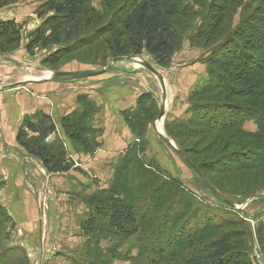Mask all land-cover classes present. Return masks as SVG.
I'll list each match as a JSON object with an SVG mask.
<instances>
[{
    "label": "rangeland",
    "instance_id": "1",
    "mask_svg": "<svg viewBox=\"0 0 264 264\" xmlns=\"http://www.w3.org/2000/svg\"><path fill=\"white\" fill-rule=\"evenodd\" d=\"M81 1L85 14L76 23H68L64 16L52 10L55 0H0V22L14 21L17 29V33L10 31L6 37H0V104L2 101L8 103V99L1 98L10 95L12 89L32 90L36 82L46 78L47 73H51L47 78L52 81L93 77L105 68L109 70L113 60L140 58L165 76L168 106L172 90H178L176 97H181V90L177 87L181 77L188 78V81H191V76L199 78L197 84L189 89L188 116L173 121L167 119V122L164 118L158 120L163 102L166 103L161 86L158 99L153 97L151 115L155 118L146 123L145 135L141 143L140 140L137 143L141 146L144 142V150L137 154L140 160H134L130 165L132 169H138L121 170L125 165L123 160L124 163H119L110 176L107 171L99 175L95 173L97 170H73L76 180L85 189L93 190L90 194L88 190L80 193L84 204L80 205L78 224L68 218L77 229L68 227L64 237L49 238L43 228L36 238L39 241L36 247H27L31 238L15 229L7 209L11 197L19 192L17 180L23 177L27 188L39 199L42 210L47 209L48 198H58L59 192L53 190L56 188L50 173L39 160L31 157L19 144L12 149L11 143L0 137V264H46L37 259L38 255L42 258L41 252L44 253L45 249L51 254L64 251L65 256L60 257L59 264H156L157 255L164 248L171 254L169 244L172 238L180 237L182 224L200 217L219 218L238 224H241L239 221H246L251 230V236L246 239L249 248L247 256L254 264H264V232L260 231L264 227V184H259L260 180L256 179L262 171L230 172L244 170L247 166H262L258 170H264V152H259L257 140L243 141L237 137L236 143L231 146L229 144L236 134H214L210 132L208 119L201 122L202 113H207L205 109L212 108L216 102L245 106V99H226L223 95L219 98L220 90H211L215 86L216 71L221 70L219 72L223 75L226 73L212 61L216 60L218 53L223 58L225 52L222 47L227 46L228 41L233 42L235 35L246 33L248 18L264 10V0H165L167 9L176 12L170 22L178 39L168 67L157 65L146 53L115 57L109 51L108 40L125 42L124 37L119 35L122 33L120 19L134 0ZM220 17L222 24L213 31L212 24ZM40 36L42 40L37 43ZM235 45L232 44L233 49H239ZM28 46H31L30 50ZM57 53H60L58 63H48ZM76 62L88 65L87 73L56 77L58 73L70 72ZM132 63L135 61H128V64ZM210 66L215 72L210 70ZM140 68L152 78H157L147 69ZM94 106L93 111L98 112V107ZM94 115L91 114V124ZM51 120L56 126L53 118ZM38 121L40 117L34 119L35 123ZM178 126L185 130L189 128L194 138L173 139L170 131ZM160 127L165 130V135L160 134ZM57 130L56 126V134H49L45 143L54 147L63 145L67 158L73 162L69 151L72 145L67 144L65 139L68 138ZM150 134L163 146L160 158H157V153L146 154L150 148ZM30 136L39 137V134L30 133ZM84 138L88 145L85 143L79 148L88 146L87 149H93L96 135L86 134ZM3 149L8 151L5 153ZM13 165L18 169L12 168ZM109 193L115 194L116 198L120 196L135 209L139 219L144 220L146 231L125 240L112 231L107 219H100L96 232L91 235L85 233V224L93 210L90 202L95 197H107ZM236 228L246 229L243 226ZM170 238L171 241H167ZM16 249L26 252L24 255L22 252L16 254Z\"/></svg>",
    "mask_w": 264,
    "mask_h": 264
},
{
    "label": "trees",
    "instance_id": "2",
    "mask_svg": "<svg viewBox=\"0 0 264 264\" xmlns=\"http://www.w3.org/2000/svg\"><path fill=\"white\" fill-rule=\"evenodd\" d=\"M54 3L56 4L52 6V10L64 16L68 23H76L85 14L81 0H55ZM175 13L167 9L165 0H134L120 19L122 33L119 35L121 38L124 37L125 42L120 39L108 40L109 51L115 57L139 56L146 53L154 59L157 65L168 67L178 40L177 33L170 22ZM248 19L246 33L235 35L233 42L228 41L227 46L222 47L225 52L223 58L219 57L218 53L216 60L212 61L226 73L223 75L219 72L221 70L216 71L215 86L211 88L214 91L220 90L219 98L223 95L226 99L230 97L245 99V106L216 102L212 108L205 109L207 113H202L201 122L208 119L211 123L210 132L214 134L220 135L226 132L236 134L237 136L229 144L231 146L236 143L237 137L243 141L257 140L260 144L259 152H264V10ZM221 24L222 17L213 22L212 30H218ZM57 27L61 28L60 25ZM10 31L17 33L15 22L1 21L0 37H6ZM37 39V43L42 40L41 36ZM232 44L239 46V49L234 50ZM27 49L30 50L31 46ZM59 55L60 53H57L48 63H58ZM210 70L214 71L213 66H210ZM79 102L81 111L61 121L65 136L77 148L86 143L84 135L94 134L97 137L101 133L100 130L91 126V114L96 113V110L93 111L96 108L94 104L85 97L79 98ZM153 106V95L144 93L139 97L135 110H126L121 113L140 143L145 135L143 130L146 128V123L149 124L155 118V115H151ZM39 117L40 121L35 123L34 119ZM247 120L256 122L259 129L257 133H249L243 129ZM180 126L175 127L174 130L171 129L170 135L173 139L191 140L194 138L189 128L185 130ZM30 133L39 134V137H31ZM51 133L56 134V126L50 116L44 113L36 114L24 119L18 131L17 143L31 157L39 160L47 172L54 174L68 172L74 167V163L67 158L63 145L54 147L45 143L47 136ZM85 145H88V142ZM143 145L144 142L141 146L134 145L127 157V163H124L121 170L138 169V167L132 169L130 165L134 160H140L137 154L143 152ZM87 147L79 149L94 152L93 150H96L99 144L95 140L93 149H87ZM261 168L263 167L247 166L244 170L230 172L262 171L256 179L260 180L259 184L263 185L264 170H258ZM90 203L93 210L84 227L87 235L96 232L97 222L100 219H107L112 231L125 240H130L134 236H139L142 231H146L144 220L139 219L135 209L120 196L116 198L115 194L109 193L107 197H95ZM239 222L241 224L231 221L224 222L219 218L202 217L186 221V224L180 227V237H176L175 240L172 238V241L171 238L167 240L171 241L169 244L171 254H168L167 249L164 248L165 250L157 255L156 264H254L247 256L249 248L246 239L251 236L250 226L246 221ZM236 226H243L246 229L242 230ZM260 231L264 232V227Z\"/></svg>",
    "mask_w": 264,
    "mask_h": 264
},
{
    "label": "crops",
    "instance_id": "3",
    "mask_svg": "<svg viewBox=\"0 0 264 264\" xmlns=\"http://www.w3.org/2000/svg\"><path fill=\"white\" fill-rule=\"evenodd\" d=\"M129 60L135 61V63L128 64ZM136 64L135 59L113 60L109 70L105 68L95 73L93 77L52 81L46 76L44 80L36 82L37 84L32 90L26 88L12 89L10 95L7 97L2 96V100L8 99L9 101L7 104H4L3 101L0 104V131L2 133L0 137L3 138V141L6 140L11 143L12 149L19 147L17 143L18 131L24 118L28 115L33 116L37 113H44L50 116L56 122L60 135L64 136L61 121L73 113L81 111L79 98L85 97L98 107V112L95 113L91 126L101 131L96 139L99 147L94 152H85L77 147L75 148L68 139H65L67 144L72 145L69 151L75 167L62 174H49L56 188H53V190L59 192V197L48 198L46 210L41 209L39 199L36 198L31 189L27 188L23 177L17 180L16 186L19 188V192L11 197L7 209L15 229L21 231L22 234H28V238H31L27 243V247H36L39 242L36 238L43 228L44 233L49 238L64 237L63 235L68 232V227L77 229L73 222L75 221L78 224L81 216L80 205L84 204L82 198L80 199V193L88 190V194H90L93 190L85 189L74 177L73 170H97L95 173L99 175L105 174L107 171L106 174L110 176L112 170H115L119 163H124V161L127 163L129 153H131L134 145L139 143V139L126 124L121 113L126 110H135L139 97L144 93H150L158 99L157 94L161 84L157 78H152ZM176 66L178 65L174 67ZM95 67L97 68V66ZM87 69L88 65L76 62L71 66L70 72L66 73L68 75L79 72L85 73ZM189 74L192 75V73ZM163 77L167 83L165 76ZM191 77V81H188L186 77H181L178 85L175 82L183 95L181 94V97L178 98L176 97L178 90H172L169 106L167 104L166 88L163 91L164 98L167 97L166 103L164 101L161 107L165 109L164 122H167V119L173 121L188 116L187 98L190 90L199 80L197 76ZM26 80L33 81L32 79ZM243 129L253 134L259 130L258 125L253 120L245 121ZM162 131L164 133L160 130V134L165 135V130L162 129ZM160 138L164 140L163 136H160ZM149 139L150 148L146 151V154L157 153V158H160L163 146L151 134ZM7 151V149H3V152L6 153ZM13 167L18 169L16 165H13ZM30 186L35 188L33 184ZM69 217L72 218L73 222L68 219ZM41 223H43V226H41ZM44 224H46L45 227ZM46 251L45 249L44 253L41 252L42 258L36 255L37 259L40 258L46 264H59L62 259L60 257L65 256L62 250H60L62 252H55L54 254ZM21 252L24 255L26 251L16 249V254ZM59 253H61V256H59Z\"/></svg>",
    "mask_w": 264,
    "mask_h": 264
},
{
    "label": "water",
    "instance_id": "4",
    "mask_svg": "<svg viewBox=\"0 0 264 264\" xmlns=\"http://www.w3.org/2000/svg\"><path fill=\"white\" fill-rule=\"evenodd\" d=\"M136 63L139 64V66L147 69L149 72H151L153 75H155L158 80L160 81V84L163 88V91H165V82H164V77L163 75L155 68L153 67L150 63L143 61L142 59L138 58L135 59ZM68 73H58L56 74V77H62V76H67ZM165 115V109L161 108L160 114L158 116V120H162ZM229 206H233L231 203L227 202Z\"/></svg>",
    "mask_w": 264,
    "mask_h": 264
},
{
    "label": "bare ground",
    "instance_id": "5",
    "mask_svg": "<svg viewBox=\"0 0 264 264\" xmlns=\"http://www.w3.org/2000/svg\"><path fill=\"white\" fill-rule=\"evenodd\" d=\"M139 66V65H138ZM46 76H48V77H50L51 76V73H47L46 74ZM33 79V78H32ZM165 82V81H164ZM161 130V129H160ZM161 132H163L162 130H161Z\"/></svg>",
    "mask_w": 264,
    "mask_h": 264
}]
</instances>
